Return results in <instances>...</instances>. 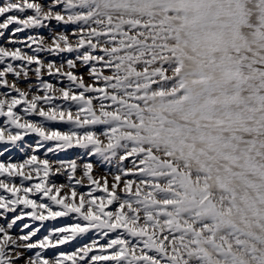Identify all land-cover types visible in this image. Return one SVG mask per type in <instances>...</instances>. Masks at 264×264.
<instances>
[{"label": "rangeland", "instance_id": "rangeland-1", "mask_svg": "<svg viewBox=\"0 0 264 264\" xmlns=\"http://www.w3.org/2000/svg\"><path fill=\"white\" fill-rule=\"evenodd\" d=\"M181 1L63 0L65 22L77 25L67 44L87 66L63 109L56 105L63 131L90 158L69 173L87 186L77 206L107 238L113 264H264V201L249 183L253 172L221 173L254 151L238 146L224 122L233 118V85L244 87L254 72L262 81L264 62L246 59L232 40H205L209 30L186 22ZM53 70L70 71L60 63ZM258 184L264 194L263 176ZM255 206L262 217L250 221Z\"/></svg>", "mask_w": 264, "mask_h": 264}, {"label": "snow or ice", "instance_id": "snow-or-ice-1", "mask_svg": "<svg viewBox=\"0 0 264 264\" xmlns=\"http://www.w3.org/2000/svg\"><path fill=\"white\" fill-rule=\"evenodd\" d=\"M64 11L63 0H0V264H113L107 238L86 226V206H77L87 186L69 175L78 158H90L63 131V112L56 115L87 71L67 44L77 25ZM56 63L70 71H54ZM54 85L64 97L49 91ZM60 164L68 165L63 172Z\"/></svg>", "mask_w": 264, "mask_h": 264}, {"label": "bare ground", "instance_id": "bare-ground-1", "mask_svg": "<svg viewBox=\"0 0 264 264\" xmlns=\"http://www.w3.org/2000/svg\"><path fill=\"white\" fill-rule=\"evenodd\" d=\"M156 1L146 0V3L153 4ZM171 1L173 0H167V2ZM182 1L184 4L180 5L179 8L182 9L186 4L184 6L185 14H187L186 22L201 24L209 30L205 40L210 38V41H213L217 37L220 39V45L232 40L237 44L239 50L246 54V59L248 57L249 60V57L252 59L256 56L264 62V0ZM192 10L197 15V17L193 16V20H191ZM184 11L182 9V12ZM205 17L210 21H205ZM248 71L246 72L248 73ZM255 76V72L253 74L249 73L245 86L242 88L233 85L237 90V98L227 102L228 107L232 109L227 113L233 118H230L231 122L227 120L224 122L230 129V135L234 137L233 140L238 146L248 143L249 146L254 148V151L250 155H244L241 159L233 158L232 162L229 163L233 171H221V173L227 178L233 175L241 177L245 169H250L253 172V176L249 180L251 188L257 199L264 201V194L260 191L258 184L259 178L264 177V159H262L264 157V71L262 72V81L255 82ZM219 116L223 117V114L221 113L217 117ZM241 124L243 128H240L236 133L237 127ZM219 133V129L211 130V134ZM239 194L244 196L242 192ZM259 217H262V212L255 206L250 221Z\"/></svg>", "mask_w": 264, "mask_h": 264}]
</instances>
